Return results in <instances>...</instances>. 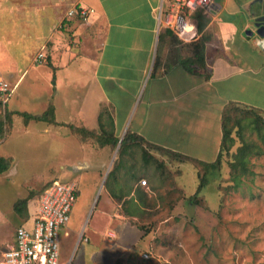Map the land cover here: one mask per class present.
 <instances>
[{
    "label": "crops",
    "instance_id": "0c3cea01",
    "mask_svg": "<svg viewBox=\"0 0 264 264\" xmlns=\"http://www.w3.org/2000/svg\"><path fill=\"white\" fill-rule=\"evenodd\" d=\"M251 1L219 0L209 14L194 13L195 39L177 37L160 23L159 8L168 0H0V14L9 13L16 20L22 12L29 20L33 15V25L43 30L34 38L36 49L25 63L10 51L7 38L0 37L1 77L13 78L18 87L32 71L29 87L42 111L5 108L41 114L48 105L53 107L55 123L23 121L25 134L33 128V134L60 143L62 150L76 149L68 170L76 172L75 164L86 165L78 173L81 180L84 173L98 175L103 165V156L95 163L89 159L95 148L105 153L109 149V143L95 144L97 136L112 132L118 141L126 133L139 138L135 146L127 143L128 151H135L134 162L126 160L106 172L105 191L90 205L96 213L89 228L80 230L87 241L77 243L76 250L65 248L61 264H162L150 254L143 256L147 251L142 245L149 240L137 222L145 220L151 196L162 188V181V194L168 189L169 168L145 165L142 149L161 162L163 155L174 158L179 169L185 161L199 168L218 156L225 108L232 103L239 108L257 105L242 96L264 94V49L247 34L254 29L250 13L258 9ZM74 5L90 9L87 20L67 16ZM39 52L44 57L37 62ZM15 115L1 142L11 134ZM72 125L90 131L92 138L83 139ZM0 157L9 160L7 168L14 165L12 153ZM140 179L147 185H140ZM198 183L199 179L195 190Z\"/></svg>",
    "mask_w": 264,
    "mask_h": 264
},
{
    "label": "rangeland",
    "instance_id": "374dc122",
    "mask_svg": "<svg viewBox=\"0 0 264 264\" xmlns=\"http://www.w3.org/2000/svg\"><path fill=\"white\" fill-rule=\"evenodd\" d=\"M32 17L29 20L27 14V18H23L22 12L16 20L9 13L0 14V37L7 38L10 51L17 54L20 63H25L26 58L30 60L36 49L34 38L43 32L33 25ZM31 75L32 71L0 106L1 114L5 106L29 112L35 107L40 109L36 106L35 92L29 87ZM5 80L13 85V78ZM242 96L257 104H244L245 107L261 111V114L241 108L230 112L228 125L232 138L226 139V150L221 152L216 166L205 168L201 164L196 168L195 164L185 161L179 169L172 162L174 158L166 155L162 156L165 162L153 157L155 161L151 159L147 164L162 170L169 168L165 169L168 189L162 194V181V188H157L151 196L153 203L148 205L145 220L137 222L147 232L145 239L149 242L142 245L145 253L162 264H264V121L261 119H264V94L254 98ZM13 125L11 134L3 142L2 138L10 128L6 127L7 132L0 137V154L12 153L15 159L12 167L0 172V259L7 246L12 244L15 229L31 223L42 188L52 179L67 178L65 180L77 183L78 193L68 224L59 229V257L62 260L66 256L65 248L76 250L81 228L86 230L90 226L97 210L90 205L94 204L98 193L105 191V174L119 159L118 143L115 146L108 144L106 153L95 148L96 152L89 159L95 163L103 156V165L99 167L98 175L84 173L85 180H81L78 173L87 168L86 165L75 164L76 172L68 170L76 149L62 150L60 143H50L33 134V128L25 134L20 115L14 116ZM78 134L83 139L92 138L87 130ZM122 156L133 163L135 151L130 149L128 156L127 151ZM197 179L203 185L192 200ZM155 181L160 182V178ZM22 198L27 199V212L21 206L15 208Z\"/></svg>",
    "mask_w": 264,
    "mask_h": 264
},
{
    "label": "built area",
    "instance_id": "2783aa9c",
    "mask_svg": "<svg viewBox=\"0 0 264 264\" xmlns=\"http://www.w3.org/2000/svg\"><path fill=\"white\" fill-rule=\"evenodd\" d=\"M219 0H168L165 7L159 8L160 23L180 38L198 37V31L191 16L196 12L209 14ZM90 9L74 5L66 12L67 16L82 21L87 20ZM44 55L39 52L35 61L40 62ZM16 84L9 83L1 77L0 100L5 104ZM139 184L146 186V180ZM77 197V184L71 180L54 179L42 190L37 199V206L29 225H19L14 231L12 244L3 251L0 264H61L59 261V229L68 224L70 212ZM108 236L113 233L108 232ZM86 242L87 237L81 233L79 242ZM144 257L148 255L143 254Z\"/></svg>",
    "mask_w": 264,
    "mask_h": 264
},
{
    "label": "trees",
    "instance_id": "16d2710c",
    "mask_svg": "<svg viewBox=\"0 0 264 264\" xmlns=\"http://www.w3.org/2000/svg\"><path fill=\"white\" fill-rule=\"evenodd\" d=\"M54 80V78L52 79V81ZM2 105V102L0 100V106ZM239 108V106L237 107L234 103H232L231 105H228L225 110L223 111V115H222V130H223V134H222V138H221V145H220V150L218 153V156L216 158L215 161L211 162V163H203L202 166L203 167H213L216 166L219 163V157L220 154L223 150H226L225 148V141L227 138H232L231 136V126L228 125V121L230 119V112L234 109L237 110ZM241 110H249V111H253L255 112V114L259 115L261 114V111H256L254 109L248 108V107H241ZM17 113L18 115H20L23 118V121L25 123H27L30 120H42V121H47V122H51V123H55L54 120V114H53V107L52 105H48V107L46 108L45 111H43L41 114H32V113H28V112H12V111H8L6 108L3 111V114L0 113V137L7 132V128L11 127V123H12V114ZM257 118H259L257 116ZM263 121L264 119L261 118ZM7 127V128H6ZM71 129L73 132H79V133H83L84 131H86L83 128H75L73 126H71ZM89 132V131H88ZM91 133V132H90ZM92 134V133H91ZM106 134H101L99 136L96 137V141L97 144L99 146H102L106 143H109L111 145H116L118 143V138L112 135V132H110L109 134H107L108 136H110V139H107V135L106 137L104 136ZM105 137V138H104ZM139 138L135 135L126 133L123 138L121 139L120 143H119V159L117 160V163L115 164V166H113L114 168H119L123 165L126 164V159L123 158V154L126 153L128 154V142H130V145H137ZM139 144V143H138ZM159 151H165L163 149H158ZM143 162L145 165L148 164V162L152 159L153 157L148 155L147 151L142 149V153H141ZM155 161V160H154ZM9 166V160L4 158V157H0V172L4 171L5 169H7V167ZM112 169V170H113ZM112 170L109 172L108 174V178L110 177V175L112 174ZM108 181V180H107ZM203 185V182L198 183V186L195 190V192L193 193V195L190 197V199H195V197L197 196V194L199 193L201 187ZM26 203H27V199L26 198H22L19 199V201L15 204V208L19 209V206L23 207L21 209L26 210ZM20 209V210H21Z\"/></svg>",
    "mask_w": 264,
    "mask_h": 264
},
{
    "label": "water",
    "instance_id": "95a60500",
    "mask_svg": "<svg viewBox=\"0 0 264 264\" xmlns=\"http://www.w3.org/2000/svg\"><path fill=\"white\" fill-rule=\"evenodd\" d=\"M251 4H257L258 9L250 13L253 19L254 29L249 30L247 34L252 37L253 43L256 44V46L264 49V0H252ZM119 142L120 139L118 143Z\"/></svg>",
    "mask_w": 264,
    "mask_h": 264
}]
</instances>
